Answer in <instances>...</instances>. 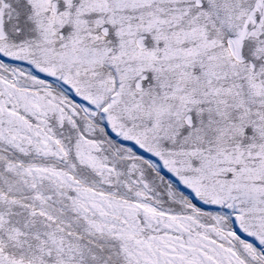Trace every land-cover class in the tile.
Instances as JSON below:
<instances>
[{"label": "rangeland", "instance_id": "rangeland-1", "mask_svg": "<svg viewBox=\"0 0 264 264\" xmlns=\"http://www.w3.org/2000/svg\"><path fill=\"white\" fill-rule=\"evenodd\" d=\"M0 264H264V0H0Z\"/></svg>", "mask_w": 264, "mask_h": 264}]
</instances>
